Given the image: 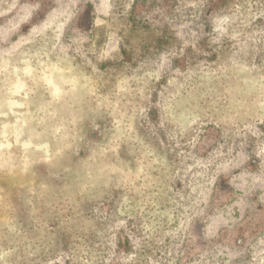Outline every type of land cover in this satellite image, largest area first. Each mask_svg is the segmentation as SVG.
I'll return each mask as SVG.
<instances>
[{
  "label": "rangeland",
  "instance_id": "1",
  "mask_svg": "<svg viewBox=\"0 0 264 264\" xmlns=\"http://www.w3.org/2000/svg\"><path fill=\"white\" fill-rule=\"evenodd\" d=\"M0 264H264V0H0Z\"/></svg>",
  "mask_w": 264,
  "mask_h": 264
}]
</instances>
